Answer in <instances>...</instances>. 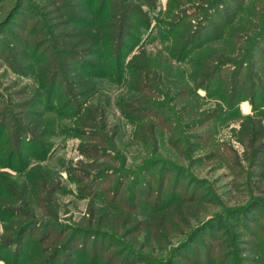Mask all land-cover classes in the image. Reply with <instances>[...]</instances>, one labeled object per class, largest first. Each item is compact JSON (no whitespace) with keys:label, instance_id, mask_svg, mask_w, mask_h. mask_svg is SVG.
Segmentation results:
<instances>
[{"label":"rangeland","instance_id":"rangeland-1","mask_svg":"<svg viewBox=\"0 0 264 264\" xmlns=\"http://www.w3.org/2000/svg\"><path fill=\"white\" fill-rule=\"evenodd\" d=\"M49 3L0 0V125L5 110H14L2 142L11 136V150L18 152L13 168L3 170L25 177L41 164L60 174L56 198L68 213L59 223L82 232L67 233L80 241L77 262L107 264L112 257L113 264H219L233 255L228 264H264V204L256 207L258 199L264 202V144L246 139L242 145L237 135L246 117L264 123V0H142V14L136 13L133 28L125 31L129 59L143 49L155 62L161 52L170 63L164 76L171 85L154 83L155 95L135 93L115 75L109 78L108 70L93 69L91 74L100 75L94 104L106 119L83 128L75 111L86 105L77 106L69 96L61 103L60 84L69 80L59 77L58 87L52 81L48 92L57 96L43 105L56 118L54 129L35 141L28 135L18 148V128L9 124L17 125L16 109L27 99L22 90L32 82L15 53L25 44L53 50L61 40L55 29L60 20ZM102 6V0H93L91 9ZM62 89L69 91L67 84ZM143 96L140 103L153 108L140 113L137 99ZM99 171L104 173L96 179ZM193 198L201 205L183 206L180 229L186 231L172 238L171 254L144 248V233L114 236L107 229L129 221L130 232L146 214ZM206 221L209 226L177 255ZM250 257L256 261H241ZM70 258L61 254V262L72 264Z\"/></svg>","mask_w":264,"mask_h":264},{"label":"trees","instance_id":"trees-1","mask_svg":"<svg viewBox=\"0 0 264 264\" xmlns=\"http://www.w3.org/2000/svg\"><path fill=\"white\" fill-rule=\"evenodd\" d=\"M102 1L101 10L94 12L91 9L93 0H68L67 4L64 0H49V7L54 8L56 20H60L55 24V29L61 30V40L56 41L55 45L54 39H51L53 50L44 52L43 43L34 47L25 44L22 51L15 53L17 63L27 70L26 76L32 82L28 88L22 90V95H26L27 99L22 101L19 104L20 107L16 109L18 111L16 117L19 119L16 126L20 127L11 126L13 122L9 124L10 129L18 128L15 137L16 147L19 148L28 135L35 141L38 137H47L50 129H54L56 118L48 116L43 105L46 98L49 101L57 96L56 93L48 92L52 81L56 80L55 87L56 85L58 87L59 77L66 76L69 80L60 84L61 91L58 97L61 103H63L62 99L69 96L76 99L77 106L82 103L86 105L85 109L75 111L83 128L91 124H100L106 119L99 104H94V97L100 91V83L97 80L100 75L91 74L90 71L93 69L100 67L104 71L108 70L109 78L115 75L117 82H123L128 90L135 93L147 90L155 95L157 90L154 88V83L160 88H167L168 83L171 85L164 76L170 70V63L161 52L155 62L148 51L143 49L129 59L128 48L125 47L127 44L124 41L125 31L133 28L134 15L142 14V0ZM181 21L182 18L179 19V22ZM35 33L32 32L31 35L37 37ZM38 35L43 33L38 32ZM186 38L187 35H184L182 41L184 42ZM66 84L69 91L62 89ZM199 84H195L198 85L197 88L201 87ZM151 85L153 89L148 88ZM145 98L146 96H143L137 100L141 101ZM134 101L132 100L133 103ZM140 101L138 102L142 106L140 113L153 108ZM13 111L5 110L6 115L0 125V169H2L0 170V260L5 261L6 264H66L64 261L61 262V254L66 253L74 256L73 259L70 258L72 264H81L76 260L79 256L77 246L80 241L71 239L67 233L71 232L72 236H76L81 235L82 232L75 233L73 228L59 223L60 215L64 212L68 213L63 210V205L56 198L61 191L60 174L53 175L49 168L41 164L32 166L25 177L3 170L12 169V162L18 156L17 151L11 150V136L2 142L7 132V123L11 120L9 115H13ZM142 128V125L136 127L135 135ZM237 135L242 145L246 143V139L253 143L261 140L264 144L262 119L252 116L244 118ZM102 173L104 172L99 171L96 179H99ZM200 203L194 198L167 203L155 213L146 214L144 220L141 223L137 222L138 226L130 232L127 228L130 225L129 221H123L107 229L114 236L118 235V231H123L125 237L144 233L142 242L144 248L152 253L171 254L167 248L172 246V238L182 231L180 220L184 218L183 206L193 208L195 205H201ZM256 203V207L264 204L261 199H258ZM89 215L94 216V211L90 209ZM210 222H203L196 228L197 230L192 232L194 234L191 233L188 239L176 249L177 255L180 249L186 248L192 242L196 234L203 233L205 226H209ZM188 226H186L187 229H189ZM184 231L181 233L184 234ZM39 233L42 234L39 235ZM74 233L76 235H73ZM231 256L233 255L224 257L219 264H228ZM98 258L99 255H95L94 261ZM241 261L253 263L256 259L250 257ZM113 263L114 258L110 257L107 264ZM171 263V260H163L159 264Z\"/></svg>","mask_w":264,"mask_h":264}]
</instances>
